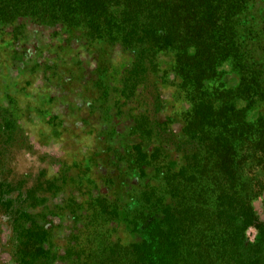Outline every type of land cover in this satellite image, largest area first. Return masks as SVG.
I'll return each mask as SVG.
<instances>
[{
	"label": "trees",
	"instance_id": "trees-1",
	"mask_svg": "<svg viewBox=\"0 0 264 264\" xmlns=\"http://www.w3.org/2000/svg\"><path fill=\"white\" fill-rule=\"evenodd\" d=\"M0 49V258L264 264V0H0ZM33 84L69 105L54 142L77 153L31 182L9 166Z\"/></svg>",
	"mask_w": 264,
	"mask_h": 264
},
{
	"label": "flooded vegetation",
	"instance_id": "flooded-vegetation-1",
	"mask_svg": "<svg viewBox=\"0 0 264 264\" xmlns=\"http://www.w3.org/2000/svg\"><path fill=\"white\" fill-rule=\"evenodd\" d=\"M117 57L118 58L116 61H120V60L123 61L124 59V57H121L120 55ZM124 69L125 67L123 65L117 66L114 69V72H113L114 83L112 87H113V93L115 94V96L119 94L120 79H121L122 72L124 71ZM160 72H164V71L160 70ZM171 72H165V73L168 74ZM170 78L172 77L170 76L169 79ZM2 83L3 81L0 78V84ZM20 84H23V83L21 82ZM0 87H3V86H0ZM29 87L25 90V93L29 94V96H24L23 92H21L19 96L22 101L21 102L22 105L25 104L24 106L25 107V117L23 121L24 125L22 126V129H23L22 131L24 132L23 136L25 137V140L28 141V143L25 144V146L21 144L13 150L9 168L11 170V174L13 178L16 179L21 176H24L25 174H30L32 175L31 182H33L35 179V175L38 173V171L43 169L42 168L43 166L38 165L37 157H43L44 156L43 153H47L48 155H50V153L54 152L58 154V157L60 158L58 160H60V162H62L63 164L65 162L67 163L71 162L69 157L71 156V154L77 153V151L74 153L70 152L69 151V149L71 148L70 146L66 147V148H69L67 151H64V149H62L63 145L60 143V141L57 140L56 142H54L57 132L59 133L60 131H63V129H66L67 131L64 133L66 134L69 130L67 128H64V126L67 125L68 121H70L69 119H65V111L67 110L69 105L67 103H64L62 105L50 104L48 102V97L46 96L47 93L45 91L37 90L36 85H35V88L33 89L34 84ZM44 87H45L44 85H41L40 88L44 89ZM18 90L21 91L22 88H19ZM163 90L167 93V95L165 96L163 100L164 101L163 103L164 108H162L163 113L169 114L172 118L176 119V116L177 115L179 116L182 107L185 108V104L182 103L181 101L176 102L174 100L176 98L172 99L173 97L172 95L175 92V88L165 87L163 88ZM48 109H51L50 112H48ZM54 113L55 115L58 114V117H60L63 121L62 123H64L63 125L61 124V128L60 129L57 128V130L48 124L50 116H52ZM172 128L177 132V134L180 133L182 129L180 123H177V122L173 124ZM81 131H83L86 134L85 135L82 134V136L77 140L81 141V145H84V148H86L87 140H88L86 136L88 135V133H90V131L84 130V129H81ZM48 136L49 137L51 136V139H49ZM30 141H32L34 145L30 144ZM18 153L27 155L29 159L32 161V165L36 166V169L22 173L21 175L15 173V166L17 165L16 161L18 160L16 155ZM45 161H51V159H49L48 156H46ZM262 197H264V195ZM262 207L264 208V202L261 204L259 203L258 208L261 209ZM70 225H71L70 223H66L64 226L69 227ZM246 237H247V234H246ZM255 237H256V232H255ZM55 264H69V263L57 261L55 262Z\"/></svg>",
	"mask_w": 264,
	"mask_h": 264
},
{
	"label": "rangeland",
	"instance_id": "rangeland-1",
	"mask_svg": "<svg viewBox=\"0 0 264 264\" xmlns=\"http://www.w3.org/2000/svg\"><path fill=\"white\" fill-rule=\"evenodd\" d=\"M3 52L0 49V63L3 62ZM175 54L172 52H163L159 55L158 60V68L159 70H162L164 72H171L175 68ZM17 157V165L15 166V173L22 174L28 171H32L36 169L35 165H32V161L29 159V157L25 154L18 153L16 155ZM259 206V204H258ZM247 238L249 241H253L255 238V231L250 229L247 233ZM0 264H10L8 261H4L2 258H0Z\"/></svg>",
	"mask_w": 264,
	"mask_h": 264
}]
</instances>
